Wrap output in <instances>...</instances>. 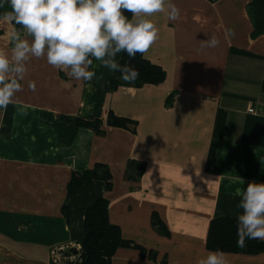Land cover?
Returning a JSON list of instances; mask_svg holds the SVG:
<instances>
[{
    "label": "crops",
    "instance_id": "crops-1",
    "mask_svg": "<svg viewBox=\"0 0 264 264\" xmlns=\"http://www.w3.org/2000/svg\"><path fill=\"white\" fill-rule=\"evenodd\" d=\"M170 2L182 18L152 16L159 38L144 54L165 71L158 85L111 88L114 72L95 59L91 81L28 63L23 91L0 110V264H51V249L83 240L85 210L99 197L134 244L118 247L112 264H197L211 220L241 213L236 189L264 183V33L252 34L250 0ZM225 28L235 36L225 39ZM11 29L0 27V48H11ZM205 34L219 46L202 49ZM110 112L126 126L108 125ZM95 120L99 131L85 125ZM131 160L144 163L137 181ZM98 163L110 189L90 179L69 194L72 174ZM224 253L227 264H264V249Z\"/></svg>",
    "mask_w": 264,
    "mask_h": 264
},
{
    "label": "clouds",
    "instance_id": "clouds-1",
    "mask_svg": "<svg viewBox=\"0 0 264 264\" xmlns=\"http://www.w3.org/2000/svg\"><path fill=\"white\" fill-rule=\"evenodd\" d=\"M10 11L0 14V27L11 25V48H0V109H6L23 91L28 63L44 59L76 81H91L93 59L110 71L118 72L127 85H134L140 71L130 61L143 56L159 38V29L150 19L167 13L170 21L181 20V11L170 0H7ZM131 13V18L125 15ZM19 26V28L15 27ZM200 41V47L216 48V35ZM225 28V39L234 37ZM127 53L121 64L117 54ZM36 90L34 81L28 84ZM241 185L244 180L239 178ZM242 210L237 219V245L247 239L264 241V183L248 182L236 189ZM197 264H227L225 253L208 251Z\"/></svg>",
    "mask_w": 264,
    "mask_h": 264
},
{
    "label": "trees",
    "instance_id": "trees-1",
    "mask_svg": "<svg viewBox=\"0 0 264 264\" xmlns=\"http://www.w3.org/2000/svg\"><path fill=\"white\" fill-rule=\"evenodd\" d=\"M249 9L253 23L252 34L255 36L264 33V0H250ZM125 15L131 18V13L125 12ZM118 62L121 64L129 62L127 53H121ZM130 63L140 71V78L134 85H127L120 79V74L114 72L110 79L111 88L118 85L135 87L144 84L158 85L165 79L163 68L148 60L144 55L137 54ZM128 121L129 119L115 116L111 112L107 118V124L111 126L125 127ZM85 125L99 131L100 121L86 122ZM126 170L128 178L137 181L144 171V163L131 160L128 162ZM90 179L103 180L107 190L111 187V174L107 166L98 163L94 168L82 173L74 172L68 182V193H75L84 182ZM151 219L154 227L159 231H166L164 224L155 214L152 215ZM83 231L84 237L80 242V259L75 264H112L111 257L118 247L134 245L132 241L121 236L118 226L109 221L108 200L105 197H99L86 208ZM237 239V219L235 217H218L211 220L206 241L208 250L257 254L264 249V241L247 239L245 245L239 247Z\"/></svg>",
    "mask_w": 264,
    "mask_h": 264
},
{
    "label": "built area",
    "instance_id": "built-area-1",
    "mask_svg": "<svg viewBox=\"0 0 264 264\" xmlns=\"http://www.w3.org/2000/svg\"><path fill=\"white\" fill-rule=\"evenodd\" d=\"M210 1L214 2L216 0ZM80 252L81 245L79 243L57 246L50 250V263L75 264L80 259Z\"/></svg>",
    "mask_w": 264,
    "mask_h": 264
}]
</instances>
